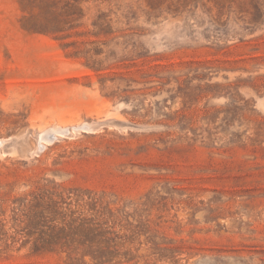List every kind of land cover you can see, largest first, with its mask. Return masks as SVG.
Masks as SVG:
<instances>
[{
    "label": "rangeland",
    "instance_id": "rangeland-1",
    "mask_svg": "<svg viewBox=\"0 0 264 264\" xmlns=\"http://www.w3.org/2000/svg\"><path fill=\"white\" fill-rule=\"evenodd\" d=\"M0 264H264V0H0Z\"/></svg>",
    "mask_w": 264,
    "mask_h": 264
},
{
    "label": "bare ground",
    "instance_id": "bare-ground-1",
    "mask_svg": "<svg viewBox=\"0 0 264 264\" xmlns=\"http://www.w3.org/2000/svg\"><path fill=\"white\" fill-rule=\"evenodd\" d=\"M66 128H67V127H66ZM51 130H52V129H51ZM59 131H60V130H59ZM44 136H45V135H44ZM44 136H43V137H44ZM42 141H43V140H42Z\"/></svg>",
    "mask_w": 264,
    "mask_h": 264
}]
</instances>
